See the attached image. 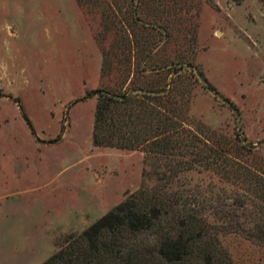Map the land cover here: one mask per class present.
<instances>
[{
	"label": "rangeland",
	"instance_id": "obj_1",
	"mask_svg": "<svg viewBox=\"0 0 264 264\" xmlns=\"http://www.w3.org/2000/svg\"><path fill=\"white\" fill-rule=\"evenodd\" d=\"M100 31L77 0H0V264H41L161 166L93 144L92 93L109 42ZM197 36L196 63L215 91L196 89L192 117L238 130L264 160V0H207ZM229 244L264 264V247Z\"/></svg>",
	"mask_w": 264,
	"mask_h": 264
},
{
	"label": "trees",
	"instance_id": "obj_2",
	"mask_svg": "<svg viewBox=\"0 0 264 264\" xmlns=\"http://www.w3.org/2000/svg\"><path fill=\"white\" fill-rule=\"evenodd\" d=\"M77 1L109 40L93 144L161 166L41 264H247L229 240L264 247V160L238 130L209 129L190 112L197 88L215 91L196 63L207 0Z\"/></svg>",
	"mask_w": 264,
	"mask_h": 264
},
{
	"label": "water",
	"instance_id": "obj_3",
	"mask_svg": "<svg viewBox=\"0 0 264 264\" xmlns=\"http://www.w3.org/2000/svg\"><path fill=\"white\" fill-rule=\"evenodd\" d=\"M92 94H94V93H92Z\"/></svg>",
	"mask_w": 264,
	"mask_h": 264
}]
</instances>
